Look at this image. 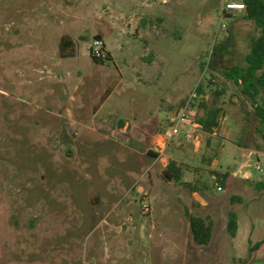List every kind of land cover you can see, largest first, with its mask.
I'll list each match as a JSON object with an SVG mask.
<instances>
[{
  "label": "rangeland",
  "instance_id": "obj_1",
  "mask_svg": "<svg viewBox=\"0 0 264 264\" xmlns=\"http://www.w3.org/2000/svg\"><path fill=\"white\" fill-rule=\"evenodd\" d=\"M224 1L0 0V264H239L245 227L264 239L261 126L221 75L255 30L244 13L222 17ZM98 32L104 63L87 53ZM198 85L190 121L221 108L216 136L198 132L179 156L182 134L163 147L166 120ZM171 159L199 175L194 188L165 177ZM206 214L212 241L198 246L189 218ZM254 256L264 264V245Z\"/></svg>",
  "mask_w": 264,
  "mask_h": 264
},
{
  "label": "trees",
  "instance_id": "obj_2",
  "mask_svg": "<svg viewBox=\"0 0 264 264\" xmlns=\"http://www.w3.org/2000/svg\"><path fill=\"white\" fill-rule=\"evenodd\" d=\"M246 6L242 20L249 22L254 28V34L249 39V49L244 56L243 64L232 65L221 72L222 77L227 82L232 83L235 87L239 88L241 95L252 103L254 107V115L257 118L261 128L258 133L261 139L264 140V103L258 104V99L264 89V0H242ZM95 39H102L101 36H94ZM217 52L219 49L213 51ZM96 63H104L91 58ZM111 60L109 54L106 61ZM210 66V62L208 64ZM198 96L202 92V88L198 85L195 88ZM217 98L224 95V89L221 88L218 92L215 91ZM185 100L181 101L178 106L184 105ZM177 107V106H176ZM221 108L210 107L205 110L202 116L196 121L202 131L206 134L212 132L218 127L219 117L221 115ZM121 132H126L128 123L121 120L118 123ZM158 157L157 154H153ZM166 178L169 181H175L185 187L191 188L190 184L182 183L183 171L180 166L174 161H169L166 166ZM217 175V174H215ZM234 201H240L239 198H232ZM213 222L209 217H190L189 218V231L193 242L198 246H208L212 241L213 236ZM227 233L231 238L236 236L238 230L237 216L234 213L228 214L227 218ZM264 245V240L250 246L245 260H241L239 264H249L253 259V254Z\"/></svg>",
  "mask_w": 264,
  "mask_h": 264
},
{
  "label": "built area",
  "instance_id": "obj_3",
  "mask_svg": "<svg viewBox=\"0 0 264 264\" xmlns=\"http://www.w3.org/2000/svg\"><path fill=\"white\" fill-rule=\"evenodd\" d=\"M245 4L242 0H229L224 1L223 8L221 10L222 17L232 18L236 14L245 12ZM226 24L221 25L224 28ZM87 53L91 58H94L99 61H106L108 58V53L105 49V43L102 39H93L91 44L87 47ZM198 94L194 90L189 99L182 106L175 107L166 120V127L168 129V136H165L164 145L175 138L179 137L182 134L183 142L186 144H195L198 140V132L203 133L202 129L198 124L194 125L190 119L193 117L196 112V108L199 105ZM158 153L160 151L158 150ZM222 189L220 186H216V191L220 192ZM150 207L147 204L142 205V212L145 215L150 214Z\"/></svg>",
  "mask_w": 264,
  "mask_h": 264
},
{
  "label": "crops",
  "instance_id": "obj_4",
  "mask_svg": "<svg viewBox=\"0 0 264 264\" xmlns=\"http://www.w3.org/2000/svg\"><path fill=\"white\" fill-rule=\"evenodd\" d=\"M99 36H101V38H102V40L104 41V43H105V40H104V37H103V34L102 33H100V32H98L97 33ZM105 49H106V51H107V53L109 54V56H110V53H109V51L107 50V47H106V43H105ZM175 108V107H174ZM173 108V109H174ZM173 109H171V111L173 110ZM204 133V132H203ZM204 134H206V133H204ZM207 135H209V138L210 137H215L216 136V134H215V131H213L212 132V134H207ZM177 138V137H176ZM208 143L209 142H211L210 141V139H208V141H207ZM183 139H180V143H177L174 147H175V149H176V151H175V153L176 154H178L179 156H181L182 155V150L180 149V145H183ZM212 143V142H211ZM186 144V143H185ZM184 144V145H185ZM161 152V151H160ZM256 153V152H255ZM160 157V155L157 157V159ZM170 161H174V162H176L177 163V165L178 166H180L181 168H182V171H183V175H182V183H185V184H190L191 185V187L192 188H194L195 187V181H196V179L199 177V175L198 176H195L194 178L192 177V178H190V180L188 179V181L186 180V176H185V174H186V172H187V170H188V168H187V166L185 165V163H183V162H181V161H178L177 159H171ZM169 163V162H168ZM168 163H167V165H168ZM192 179H193V181H192ZM243 182H244V185H248V186H262L263 184H262V182H257V183H254V181H252L251 179H250V177L248 176V175H244L243 176V180H242ZM222 190L220 191V192H222L223 191V188H221ZM192 196L199 202V204L201 205V206H204V207H207L208 206V204H207V202H205L204 200H202V199H200L199 198V196L195 193V192H193L192 193ZM257 211H259L258 209H259V207L258 208H255ZM255 211V210H254ZM213 212H216V210H213ZM204 217H209L211 220H212V222H213V219H212V216L211 215H209V214H206V215H204ZM228 218V217H227ZM237 222H238V218H237ZM213 225H214V222H213ZM226 227H227V219H226ZM213 229H214V226H213ZM245 231H246V234H248V236L249 237H247V241H248V243H249V247L250 246H253V245H255L256 243H258V242H260V241H258V242H256V243H252V241H251V236H252V234H253V232H254V229H252V232H249L248 231V228L247 227H245ZM239 233V225H238V230H237V233H236V236H237V234ZM235 236V237H236ZM234 237V238H235ZM264 240V239H263ZM262 241V240H261ZM261 248V247H260ZM259 248V249H260ZM258 249V250H259ZM257 250V251H258ZM256 251V252H257ZM256 252L254 253V254H256ZM254 254H253V258L255 259V256H254ZM253 260V259H252ZM254 261V260H253ZM253 261H251V262H253Z\"/></svg>",
  "mask_w": 264,
  "mask_h": 264
},
{
  "label": "water",
  "instance_id": "obj_5",
  "mask_svg": "<svg viewBox=\"0 0 264 264\" xmlns=\"http://www.w3.org/2000/svg\"><path fill=\"white\" fill-rule=\"evenodd\" d=\"M249 264H254V262H250Z\"/></svg>",
  "mask_w": 264,
  "mask_h": 264
}]
</instances>
